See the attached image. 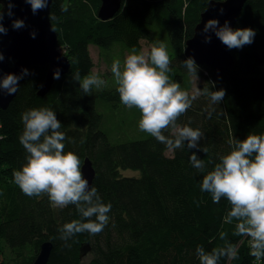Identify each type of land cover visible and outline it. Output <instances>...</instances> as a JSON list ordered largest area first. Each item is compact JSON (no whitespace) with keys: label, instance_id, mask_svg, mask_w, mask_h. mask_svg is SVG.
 Returning a JSON list of instances; mask_svg holds the SVG:
<instances>
[{"label":"trees","instance_id":"trees-1","mask_svg":"<svg viewBox=\"0 0 264 264\" xmlns=\"http://www.w3.org/2000/svg\"><path fill=\"white\" fill-rule=\"evenodd\" d=\"M209 1L133 0L112 19L101 21L97 17L100 0H51L50 13L57 18L51 25L58 49L65 48L70 69L40 98L37 92L48 67H30L14 100L0 110V264H32L44 242L52 245L47 264H84L87 255V264H199L197 245L206 251L224 246L221 231L227 233V242L238 246V258H222L220 264H258L249 255L247 238L234 236V224L223 223L230 210L227 201L215 204L209 194L200 191L204 173L190 166L189 157L195 152L204 161L205 171H210L219 156L230 151V140L264 134V0H246L238 15L234 30L251 28L256 36L251 45L229 50L234 67L222 76L199 67L197 80L181 62L187 59L185 43L192 38ZM157 36H163L171 59L168 75L183 90L193 95L197 87L203 90L204 86L211 88L206 83H213V90L226 91L219 105L197 97L178 121L182 125L191 121L190 127L204 133L200 148L207 147L206 154L185 146L167 156L165 145L142 132L133 140H112L109 114L116 118V109L117 113L139 115L138 110L120 103L115 85L108 83L113 82L111 76H100L107 85L93 89L90 95H84L72 79L77 72L81 77L93 72L90 46L98 49L111 68L113 56L122 62L132 47L140 52L141 41L151 44ZM41 107L56 113L60 131L75 141L66 139L65 151L77 154L81 166L85 159L91 162L95 171L92 186L104 203L112 205L108 226L95 236L76 235L67 242L70 247L58 238L57 229L80 219L75 207L53 208L46 196L29 198L13 183L12 172L26 163L27 155L18 139L23 131L21 113ZM213 107L216 111L209 119L205 109ZM126 171L139 175L126 176ZM259 262L264 264V260Z\"/></svg>","mask_w":264,"mask_h":264},{"label":"clouds","instance_id":"clouds-1","mask_svg":"<svg viewBox=\"0 0 264 264\" xmlns=\"http://www.w3.org/2000/svg\"><path fill=\"white\" fill-rule=\"evenodd\" d=\"M49 0H24L30 5L33 15L48 7ZM8 11L0 4V34L7 35L4 27L5 15L13 17L11 0L7 3ZM66 11V9H62ZM221 13L223 9L220 10ZM57 18L52 13L49 20ZM12 28L19 30L26 27L21 19L12 20ZM51 30L55 32V28ZM214 35L229 50L242 49L254 42L256 32L251 28L232 29L225 21L220 26L216 19L208 20L202 33L204 41L210 42ZM32 39L36 32L30 33ZM4 55L0 52V62ZM190 77L198 80L199 66L194 58L188 57L181 62ZM171 59L163 41H153L147 51H137L132 47L123 61L116 59L111 64V74L120 103L125 108L136 109L139 112L138 130L155 138L165 145L168 151L184 148L190 151L196 149L203 153L208 148H200L204 133L199 128L189 124L178 123L180 117L192 107L193 101L200 96L207 97L211 105H219L225 95L224 89L213 90L204 86L198 87L193 95L181 88L180 83L173 81L168 73L171 71ZM30 75L28 69H22L20 75L4 74L0 76V90L4 94L13 95L19 90V81ZM61 70L57 68L53 79H60ZM79 85L84 95H90L93 89L101 90L107 85L95 72L81 77L79 72L72 77ZM210 119L216 109H205ZM220 114H224L222 111ZM23 131L19 143L26 152V163L19 170H13V183L21 193L29 198L46 196L51 207L65 209L74 206L80 219H74L60 226L58 238L67 242L78 234L87 233L95 236L108 226L111 203H104L98 190L89 185L84 177L81 160L72 151H65L66 139L69 143L75 141L67 138L60 131L62 125L56 113L47 108H33L21 113ZM169 132V135H165ZM227 154L219 156V162L210 171L195 152L189 157L190 166L204 173L199 188L202 193L210 195L215 204L225 199L230 210L223 217V223L234 224V236L247 238L249 255L256 261L264 260V134H248L243 140L232 139ZM56 237H54L55 239ZM219 239L226 241L224 246L206 251L197 245L195 255L199 264H220L222 258L232 261L238 258V246L227 242V233L221 231Z\"/></svg>","mask_w":264,"mask_h":264},{"label":"water","instance_id":"water-1","mask_svg":"<svg viewBox=\"0 0 264 264\" xmlns=\"http://www.w3.org/2000/svg\"><path fill=\"white\" fill-rule=\"evenodd\" d=\"M11 2L14 4L12 8L14 15L11 19L5 15L3 25L8 29V32L7 35L0 34V52L4 55V60L0 62V76L9 73L20 75L22 69L29 70L32 66L47 65L48 70L44 83L37 92L38 97L43 98L48 95L54 82L57 81L53 79L54 71L59 68L61 78L70 69L69 59L58 50L57 34L51 30L52 25L49 20L51 0H49L46 9L38 11L35 15H33L30 5L24 3V0H11ZM245 2L246 0L209 1L194 29L192 38L185 43V56L194 58L199 67L206 66L218 76H222L227 70L232 69L234 59L229 49L212 32L208 33L211 36V41L206 43L202 30L210 19L218 20L220 26L228 21L229 26L234 29ZM7 3L8 0H0V4L4 5L5 13L8 11ZM122 6L123 0H100L97 17L101 21L110 20ZM221 9H223L222 13ZM13 19L23 20L26 27L14 30L11 26ZM33 31L36 32L35 39L30 36ZM16 94L7 95L0 90V110H6ZM81 167L84 177L92 186L95 171L91 162L85 159ZM51 251V243H42L32 264H47ZM84 255L85 253L81 254V256Z\"/></svg>","mask_w":264,"mask_h":264},{"label":"rangeland","instance_id":"rangeland-1","mask_svg":"<svg viewBox=\"0 0 264 264\" xmlns=\"http://www.w3.org/2000/svg\"><path fill=\"white\" fill-rule=\"evenodd\" d=\"M133 2V0H123V5H129ZM163 36H157V41H163ZM151 44H149L146 41H141V51H147L149 49ZM59 52L65 56V48L60 47ZM90 56L92 58V62L94 64L93 72H95L99 76L105 75L108 78L112 75L110 74V68L103 62L99 55L98 49H96L93 46L89 47ZM127 54H125L126 56ZM113 58L116 60L117 56H113ZM113 80V79H111ZM195 82V79H193ZM108 83L114 84L112 81H109ZM115 112L116 118L112 116V114H109V126H112L113 133L110 132L111 139L112 140H119V141H125V140H133L137 138L138 134H141V132L138 130L137 121L139 119V115L136 112H130L127 111L126 114L124 112H119L115 109L113 110ZM170 151L166 153L167 156H169ZM126 176H133L137 177L139 174L137 172H131L126 171L124 173ZM4 255H9V250L6 246L3 245L2 247ZM90 261V256L87 255L83 258V263L87 264Z\"/></svg>","mask_w":264,"mask_h":264},{"label":"built area","instance_id":"built-area-1","mask_svg":"<svg viewBox=\"0 0 264 264\" xmlns=\"http://www.w3.org/2000/svg\"><path fill=\"white\" fill-rule=\"evenodd\" d=\"M258 264H261L260 262H258Z\"/></svg>","mask_w":264,"mask_h":264},{"label":"bare ground","instance_id":"bare-ground-1","mask_svg":"<svg viewBox=\"0 0 264 264\" xmlns=\"http://www.w3.org/2000/svg\"><path fill=\"white\" fill-rule=\"evenodd\" d=\"M93 167V166H92ZM94 169V168H93Z\"/></svg>","mask_w":264,"mask_h":264}]
</instances>
